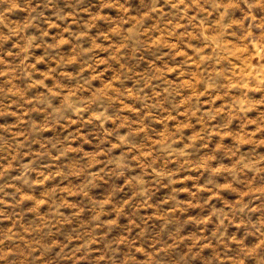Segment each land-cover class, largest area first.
I'll return each mask as SVG.
<instances>
[{"label": "rangeland", "instance_id": "obj_1", "mask_svg": "<svg viewBox=\"0 0 264 264\" xmlns=\"http://www.w3.org/2000/svg\"><path fill=\"white\" fill-rule=\"evenodd\" d=\"M191 2L0 0V237L8 234L10 225L41 236L50 242L46 247L50 264H98L105 254L110 257L105 264H114L128 257L124 245L113 246L122 235L146 249L164 247L169 260L162 264H260L264 257L260 248L264 235L258 231L264 225V170L237 172L236 158L264 157V144L258 142L264 140V129L246 138L250 129L264 123V85L227 88L228 77L241 62L237 57L221 61L200 85L178 83L175 73L156 75L153 61L162 63L161 48L142 47L148 35L160 43L163 38L158 33L180 21V9ZM242 15V6L233 7L225 19L239 20ZM257 15L264 12L258 10ZM239 31L237 25L231 39ZM253 32L264 35V28ZM131 41L135 42L134 64L148 79L144 81L147 95L130 99L128 111L122 112L113 99L97 95L90 102L95 119L85 121L86 111L69 121L62 113L49 115L34 107L26 122H21V113L29 105L23 96L10 94L11 84L45 103L56 99L42 87L26 85L20 71L24 65L34 62V69L29 70L37 77L51 73L46 80L50 90L60 81L70 85L81 79L89 55H113L114 49ZM137 47L141 49L138 55ZM53 63L56 72H51ZM10 76L16 78L10 82ZM140 83L129 74L120 86L134 91ZM200 87L207 91L200 93ZM185 99L197 109L191 115L176 107ZM164 109L168 115L158 118ZM134 121L144 127L138 137L128 129L138 148L163 144L173 131L180 138L147 161L133 159L121 165L125 157L117 156L113 150L120 151L119 147L109 142ZM21 132L26 138L20 155L9 164L5 145ZM102 149L104 167L90 174L84 171L97 161ZM42 172L62 174L36 183ZM228 182L235 187H222ZM61 185L73 189L67 200L58 191ZM245 186L253 189L246 197L241 191ZM41 198L49 203L41 206ZM125 201H129L125 207L114 210ZM53 205L58 206L59 219L52 213ZM93 221L99 228L79 243L81 233ZM41 228H45L43 233ZM190 245H194L191 254L185 255ZM131 264L146 261L138 257Z\"/></svg>", "mask_w": 264, "mask_h": 264}, {"label": "clouds", "instance_id": "obj_2", "mask_svg": "<svg viewBox=\"0 0 264 264\" xmlns=\"http://www.w3.org/2000/svg\"><path fill=\"white\" fill-rule=\"evenodd\" d=\"M179 2L183 3V0H179ZM241 6L243 15L239 20L225 19L230 8ZM151 10L155 11V8ZM258 10L264 12V0H237L236 3H224L222 0H192L191 3L184 4V7L180 9V21L164 32L158 33V36L163 38L160 43H157L153 36L148 35L143 41L142 47L161 48L159 59L162 63L156 64L153 61L156 75L162 77L175 73L180 78L177 81L178 83L191 81L194 85H200L221 61L237 57L241 62L236 66V71L228 77L231 82L227 88L248 89L264 85V35L257 36L253 32V29L257 27L264 28V15H257ZM237 25L240 28L239 34L235 39H231ZM210 32L214 35H210ZM164 40L167 41L166 44H164ZM134 43V41H131L116 48L113 55L106 54L102 58L89 55L88 59L84 60L83 68L79 74L82 77L81 79H74L70 85H67L66 81H60L57 86L52 87L50 90H48L46 80L51 73H45L37 77L29 70L34 69V62L24 65L20 71L25 78L26 85L29 88L42 87L46 90V95L54 96L56 99L45 103L25 95L17 89L15 84H11L10 94L23 96L25 103L29 105L21 113V122H26L25 118L34 107L39 108L41 111H47L49 115L62 113L69 121L77 120L78 114L86 111L89 112V116L84 117L85 121L89 118L95 119V117H91L90 102H93L94 96L97 95L113 99L122 112L128 111L130 99L147 95L144 81L148 77L134 64L135 57L131 55ZM162 45L163 47H161ZM140 50V47L136 48L137 55ZM91 51L90 49L89 52ZM101 64L104 66L101 67ZM169 69L172 71L169 72ZM56 70L57 64L53 63L51 72H56ZM129 74L134 75L141 81L134 91L120 86L121 79L126 78ZM15 78V76H10L8 79L11 82ZM206 91V87L199 88L200 93ZM147 102H152L151 98H148ZM10 103H15V101H10ZM186 105H189L187 99L183 103H177L176 107L188 115L197 110L191 108L190 105L186 107ZM98 111H103V109H98ZM167 115V110L164 109L158 118L163 119ZM129 128L135 132L137 137L144 132L143 123L134 121L126 126L125 131L120 133L119 137L112 138L109 142L110 145L119 147L120 151L113 150L117 156L123 154L125 157L120 161L121 165L133 159L147 161L155 151L161 148L167 150L180 138V134L173 131L172 136L166 139L163 144L149 143L146 148H138L129 135ZM261 129H264V123L250 129L246 133V138H251ZM25 138L23 132L20 135L14 134L12 142L5 145L9 164L13 163L20 155V145ZM153 139L159 140V137H153ZM258 142L264 144V140ZM103 152L102 149L101 153L98 154L97 161L88 165L84 171L89 174L99 172L104 167ZM143 153L148 155H142ZM236 162L239 165L236 169L237 172H251L253 168L264 170V157L254 158L250 161H241L237 157ZM25 163H30V160H26ZM3 167H7V165ZM84 171L81 173L82 176ZM61 174L60 172L54 174L42 172L40 173L41 179L35 182L43 183L50 176ZM230 186L235 187L231 182L222 185V187ZM252 190L251 187L245 186L241 190L242 195L246 197ZM58 191L64 193L67 200L73 189L61 185ZM21 198H24L23 194ZM46 203H49V201L45 198H41L39 201L41 206ZM127 203L129 201L121 203L114 210L122 209ZM76 211L79 212V209H76ZM52 213L59 219L58 206H52ZM112 219H115V217H112ZM55 226L56 220H53L51 227L55 228ZM99 226L100 224L97 221H93L81 233L79 243L82 244L83 240ZM44 231L45 228L40 229L41 233ZM258 231L264 235V225H261ZM49 244L50 242H46L39 235L34 236L32 232L26 233L21 228L10 225L8 234L0 237V264H50L46 255V247ZM120 245L125 246L128 257L119 258L114 264H131L138 257H143L146 264H162L163 261L169 260L166 249L162 246H153L151 249H146L141 244L128 240L126 235H122L118 241L114 242L113 246L119 247ZM51 246L56 247L58 250V246ZM192 247L194 245H190L188 249H185V255L191 254L190 249ZM260 248H264V240L261 241ZM256 254L259 255V249L256 250ZM109 259L110 257L105 254L98 264H105V260ZM260 264H264V257L261 258Z\"/></svg>", "mask_w": 264, "mask_h": 264}]
</instances>
